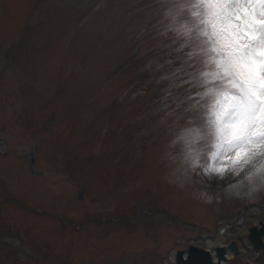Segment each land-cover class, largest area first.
<instances>
[{
    "label": "rangeland",
    "instance_id": "374dc122",
    "mask_svg": "<svg viewBox=\"0 0 264 264\" xmlns=\"http://www.w3.org/2000/svg\"><path fill=\"white\" fill-rule=\"evenodd\" d=\"M138 7L136 0H0V206L9 198L46 212L27 218L4 204L3 226L13 218L33 224L35 241L50 245L53 258L68 250L71 264H176L189 246L214 255L232 244L241 258L227 264H264V253L247 257L245 249L250 228H264V204L250 207L264 198L210 208L160 179L151 135L142 134L148 121L137 120L147 102L125 96L139 79ZM31 152L41 180L29 173ZM7 232L0 246L22 250Z\"/></svg>",
    "mask_w": 264,
    "mask_h": 264
},
{
    "label": "clouds",
    "instance_id": "9594fccd",
    "mask_svg": "<svg viewBox=\"0 0 264 264\" xmlns=\"http://www.w3.org/2000/svg\"><path fill=\"white\" fill-rule=\"evenodd\" d=\"M136 2L125 96L147 102L161 181L210 208L264 198V0Z\"/></svg>",
    "mask_w": 264,
    "mask_h": 264
},
{
    "label": "flooded vegetation",
    "instance_id": "af4514ba",
    "mask_svg": "<svg viewBox=\"0 0 264 264\" xmlns=\"http://www.w3.org/2000/svg\"><path fill=\"white\" fill-rule=\"evenodd\" d=\"M64 175L70 176L72 174L69 173H77L80 174L82 171H61ZM46 175L43 173V176L40 177H33L32 179H38L41 180ZM82 187V186H81ZM81 190V189H80ZM87 198V197H86ZM85 198V200H86ZM16 199H7L1 206H0V214L4 210V204L8 205H15V210L19 213H23L27 215V218H30L29 215H33L34 212L37 211H43L42 209L36 210L33 205L29 204L28 202H24V206H18L17 203L20 201H15ZM16 202V204H15ZM97 205L93 204V209H97ZM46 213L45 211H43ZM98 214L92 215L90 221H97V219H100L101 215L100 212H97ZM107 221H104L102 219V223L104 225H107L112 222V219L107 218ZM3 220L0 219V233H2L3 230H8L6 238L11 239L9 236V233L15 235L16 238H18L19 242L22 243V250L14 249L13 247H10L8 243H4L0 246V264H71L70 261V254L68 253V250H66V254L61 256H55L53 258L51 253L50 245H48L44 241H35V238L32 237L33 233L31 232L32 227L28 225V223L23 219L21 222L17 219L13 218L9 221V225H6V227L3 226ZM85 225L82 222V227ZM1 235V234H0ZM37 236V235H36ZM6 252V253H5ZM82 264H96L95 261H90L89 263H86L82 261Z\"/></svg>",
    "mask_w": 264,
    "mask_h": 264
},
{
    "label": "water",
    "instance_id": "95a60500",
    "mask_svg": "<svg viewBox=\"0 0 264 264\" xmlns=\"http://www.w3.org/2000/svg\"><path fill=\"white\" fill-rule=\"evenodd\" d=\"M25 160L28 161L29 164V171L30 173L35 176L39 177L42 176L43 173H39L36 170V157L35 153L31 152L25 156ZM79 199H83V194L79 192L78 195ZM250 234V241L252 243V246L255 250H261L264 249L262 237L264 236V228L261 230V232H257L256 229H251ZM229 250L233 252L235 255L238 254L237 249L234 245H232ZM187 255L185 258L184 256ZM216 255L218 259V264H221V262H226V251L225 249H217ZM177 264H214L212 262V258L209 252L200 250L194 247H190L187 252H180L177 254Z\"/></svg>",
    "mask_w": 264,
    "mask_h": 264
},
{
    "label": "bare ground",
    "instance_id": "6f19581e",
    "mask_svg": "<svg viewBox=\"0 0 264 264\" xmlns=\"http://www.w3.org/2000/svg\"><path fill=\"white\" fill-rule=\"evenodd\" d=\"M245 233V230H242V232L241 233ZM247 232V231H246ZM218 244H220V245H223V244H225V238H221V239H219L218 240ZM217 244V245H218ZM209 245H214L213 243H209ZM255 254L254 253H249V254H247V257H250V256H254ZM228 259H232V255H229L228 256Z\"/></svg>",
    "mask_w": 264,
    "mask_h": 264
}]
</instances>
